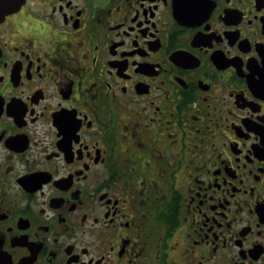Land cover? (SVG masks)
Listing matches in <instances>:
<instances>
[{
  "label": "flooded vegetation",
  "instance_id": "af4514ba",
  "mask_svg": "<svg viewBox=\"0 0 264 264\" xmlns=\"http://www.w3.org/2000/svg\"><path fill=\"white\" fill-rule=\"evenodd\" d=\"M0 264H264V0L1 18Z\"/></svg>",
  "mask_w": 264,
  "mask_h": 264
},
{
  "label": "water",
  "instance_id": "95a60500",
  "mask_svg": "<svg viewBox=\"0 0 264 264\" xmlns=\"http://www.w3.org/2000/svg\"><path fill=\"white\" fill-rule=\"evenodd\" d=\"M25 0H0V18L16 10Z\"/></svg>",
  "mask_w": 264,
  "mask_h": 264
}]
</instances>
